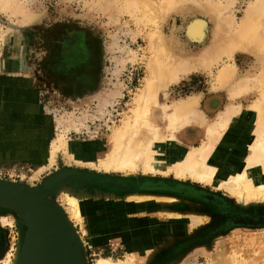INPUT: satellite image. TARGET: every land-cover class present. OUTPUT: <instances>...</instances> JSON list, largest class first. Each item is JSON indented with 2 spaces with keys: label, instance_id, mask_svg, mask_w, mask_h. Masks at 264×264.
Listing matches in <instances>:
<instances>
[{
  "label": "rangeland",
  "instance_id": "374dc122",
  "mask_svg": "<svg viewBox=\"0 0 264 264\" xmlns=\"http://www.w3.org/2000/svg\"><path fill=\"white\" fill-rule=\"evenodd\" d=\"M21 1L28 13H34L29 25V21L21 24L23 16L0 13V56L7 61L0 62V180L29 187L41 186L43 180L63 170L74 176L72 179L76 182L86 183L85 199H81L80 208L88 215L83 222L74 220L73 224L77 236L84 240L82 251L87 264H96L101 257L125 260L127 244L134 249L141 246L143 252L149 245L162 250V246L168 244V264H264V228L229 223L232 217L223 207L232 216L249 214L248 218L254 221L264 217V206L245 205L227 190L191 177L176 179L174 174L105 172L91 165L92 160L88 157L80 163L78 156L69 152L81 146L87 153L92 152L94 158L100 157L97 152L101 142L113 130H119L132 114L136 93L144 85L146 63L156 55L155 46L151 47L150 43L156 41L157 35L163 34L168 39L174 54L193 61L199 58L197 61L200 62L203 57L207 59V55L202 59L198 55L206 54L209 44L212 46L214 42L211 40H214V27L217 28L215 21L234 17L231 21L238 23L253 0H216L223 8L229 1L234 5L222 11L220 17L201 12L196 0H185L187 3L178 0L179 4L183 2L177 10L179 12L171 11L164 16L165 20L160 19L159 11L155 10L160 6L164 9L162 3L165 0H112V7L97 0ZM134 1H138V6ZM153 2L157 12L154 14L150 9L154 7L150 5ZM113 7L117 12L115 18L111 15L115 10ZM151 14L155 15L154 19L157 17L154 24H151ZM194 19L205 20L209 26V38L204 43L190 41L187 37V28L196 22ZM156 28L161 34H152L156 33ZM226 29L217 43L222 42V37L225 39L231 35L228 30L229 34L225 36ZM80 34L86 36L92 53L75 58V61L60 58L64 41L77 40ZM166 56L160 57L161 62L170 63L172 59L167 62L169 56ZM233 56L230 61L223 55L217 64L182 75L178 81L162 89L160 104L172 105L188 96L203 94L206 100L200 104V109L210 120L231 104L240 105L245 110L259 96L255 85H258L262 66L253 54L244 50H237ZM175 61L179 63L183 59L176 58L171 63ZM62 63L66 67H62ZM225 63L234 67L235 77L232 86L222 88L216 83V75L226 66ZM9 80L10 87L1 82ZM241 85L248 86V91L235 95ZM15 86L20 89L19 94H13L12 87ZM219 89H226L228 98L223 105L219 97L212 96ZM116 90L118 94H115ZM211 99H216V105H211L218 109L208 110ZM107 102L110 103L105 107L103 104ZM154 115L164 127L161 111L156 109ZM70 122H75L76 127H69ZM62 135L72 148L58 153L55 164L49 165L52 144ZM61 187L48 192L46 197L63 211L68 220L66 190ZM134 194L164 197L171 202L146 205L131 200ZM170 212L181 214V218L170 217ZM220 215L226 217V222L217 223ZM194 217L201 219L193 221ZM3 218L7 224L2 226L0 223V264L9 251L15 256L26 232L19 214L0 209V219ZM239 221L243 219L235 223Z\"/></svg>",
  "mask_w": 264,
  "mask_h": 264
},
{
  "label": "bare ground",
  "instance_id": "6f19581e",
  "mask_svg": "<svg viewBox=\"0 0 264 264\" xmlns=\"http://www.w3.org/2000/svg\"><path fill=\"white\" fill-rule=\"evenodd\" d=\"M97 1L101 3L105 2L111 5V7L114 5L112 0ZM147 1L149 2V0ZM165 1L166 4L162 3L164 4V9L160 6L162 5V1L159 5L160 8L156 7L155 9L154 2L150 4L154 5V7H150V9L152 8L151 10H153V14L155 12L154 9L156 11L158 10L159 14L157 15H159L162 20H165L166 18L164 16H166V14L168 15L171 11L179 12L177 10L181 8L180 6L183 3L179 4L180 1L178 0ZM217 1L216 3L214 0H206L204 2H199V0L197 2L196 0V2H194L201 12H205L210 17H220L222 11H227L233 5V2L229 1L223 8L221 4H217ZM150 2L152 3V1ZM105 3L104 5H106ZM133 3L138 6V1H134ZM106 6L105 8L109 9V7ZM113 9H115V7H113ZM28 11V8L25 7L24 2L21 0H0V13L9 14V16L12 17L23 16L24 19L21 21V24H27L28 21V25L30 24L34 13L30 14ZM116 13V9L113 10L111 14L112 18H115ZM153 14H151V16L155 17ZM154 17L150 19L153 20L151 24H154V21L157 22V17L155 19ZM162 20L160 22H164ZM195 20L196 19H194V21ZM228 20V18L227 21L221 19L218 23L215 21V26L217 25V28L214 27L216 29L213 34L214 40H211L214 42H212V46L209 44L211 49L210 46L209 49H207L208 51L204 49L207 52L206 54L202 53L198 55L201 56V59L202 56L207 55V59L203 57L204 59L200 62L197 61L199 58H195L196 61L191 59V61L185 58V56L182 57V55H176L177 53L174 54L172 52L174 51L172 49V44L169 45V41L167 42L168 39L166 40L159 31L162 36L157 35L156 41L152 40L154 37L150 39L152 40V42L150 41L151 47L155 46V52H153L156 53V55H152L153 58L147 62L148 64L146 63L147 74L144 78V85L136 93L134 99L135 107L132 110V114L123 122L119 130H113V133L106 140L101 142V146H99L100 150L97 152L98 155L101 154L100 157L95 156L94 158L92 152H88L90 153L88 154L86 148L84 149L81 146H79L78 149L76 148L77 150L72 148L68 145L65 136L62 135L52 144L51 156L48 159L49 165L55 164L58 153L67 152L66 150L72 148V150L69 151L70 154L77 155V159L80 160V163L84 162L83 160L88 157V159L92 160L90 162L91 165L105 172L129 171L136 174L141 172L143 174H163L165 176L174 174L176 179L191 177L201 183L212 184L216 188L227 190L231 196L245 205H252L257 208L264 206V0H253L250 2L244 11V16L238 23L236 21H231L234 20V17ZM17 24H19V22ZM227 26H231V30H229L230 27L226 29L228 28ZM157 28L156 33L152 32V34L158 33ZM225 29L232 33L231 35H227L229 31L228 33L226 32L225 36H227L224 37L226 40L222 37V42H219L221 43L219 44L217 43V39L220 38V35L224 33ZM209 32L210 30L207 22L197 19L196 22L187 28V37L190 41L204 43L209 38ZM151 49L153 50V48H150V50ZM239 49L253 54L262 66L261 75L258 78V85H255V87L259 89V96L257 100L245 110H242L240 105L231 104L227 106L224 111L211 117L212 119L210 120L200 109V102L197 95L180 99L172 103V105L160 104L159 98L162 89H166L171 83L178 81L182 75L184 76L191 71L200 69L199 67H208L215 62V64H217L223 55L231 61L234 57L233 54ZM166 55L169 56L167 62L169 58L172 60L179 58L183 59V61L179 63L176 61L171 63L172 60L171 62L169 61L170 63L161 62L160 57H167ZM1 60L6 61V58L0 56V62ZM227 64L223 66L220 71L218 70V74L216 75V81H218L216 83H219L222 88H227L235 77L233 73L234 67L229 66L230 63ZM11 65L13 67L12 62ZM248 84H250V82ZM252 87L254 88V86ZM247 91L248 86L241 85L235 90V95H243ZM115 94H118V90H116ZM215 100L216 99L210 100L208 110L218 109L213 107L217 102ZM109 103L110 102H107L103 105L106 107ZM103 108H101V110ZM156 109L161 111V117L163 118L165 128L159 124L154 115ZM69 125V127H76L75 122H70ZM69 127H67V129ZM198 139H200L199 146L195 145ZM97 153L95 152V154ZM90 156L91 158H89ZM46 161L47 160H45L44 163ZM72 178H74V176L59 171V173H54L50 178L43 180L41 186L34 185L31 186V188L42 193L44 190L47 191L51 189L54 183L57 184V187L63 186L61 189L64 191L66 190L64 198L69 207L67 208L70 218L67 221L71 228L74 229V220L81 222L84 220V213L80 208V201L85 197L86 183H78ZM3 182L6 183L4 180ZM73 191L80 192L74 194ZM131 198V200L144 204L147 202V199H153V201L161 203L162 205L171 202L167 200L168 198H159L157 196L152 198L146 194H134ZM168 215L172 218H181V214L175 215L173 212L168 213ZM200 219L194 217L193 221H200ZM261 219L264 221V217H261ZM226 220L225 216L220 215L218 216L217 223H224ZM248 220L249 219H246L242 222ZM0 223L2 226H5L7 220L4 218L0 219ZM251 228H264V226H253ZM79 239L81 243L84 242L82 238ZM27 245L28 238L26 235H23L20 239V245L18 249H16L17 252L15 256L9 251L1 264H22ZM140 247L135 249L131 247L128 250L129 254L125 260L115 261L110 258L101 257L97 260L96 264H139V261L144 262L142 264H168L166 263V259L169 257L168 252H166L168 244L163 245L162 250L160 249L161 247L156 249L148 248L144 252L139 251ZM13 256L15 257L14 261L12 260ZM63 258V263L66 262L65 264H67L68 257L64 256Z\"/></svg>",
  "mask_w": 264,
  "mask_h": 264
},
{
  "label": "water",
  "instance_id": "95a60500",
  "mask_svg": "<svg viewBox=\"0 0 264 264\" xmlns=\"http://www.w3.org/2000/svg\"><path fill=\"white\" fill-rule=\"evenodd\" d=\"M56 187L54 183L51 189L40 193L27 185L0 180V209L19 214L21 224L26 228L28 245L22 264H65L64 256L68 257L67 264H87L83 257L82 243L75 230L71 228L63 211L46 197ZM249 220L235 224L264 226L261 218Z\"/></svg>",
  "mask_w": 264,
  "mask_h": 264
},
{
  "label": "flooded vegetation",
  "instance_id": "af4514ba",
  "mask_svg": "<svg viewBox=\"0 0 264 264\" xmlns=\"http://www.w3.org/2000/svg\"><path fill=\"white\" fill-rule=\"evenodd\" d=\"M63 46H65L62 51H61V55H60V58H63L65 59L66 61V58L68 60H72L74 59L75 61V58L76 59H80V57L82 58L83 56L87 55V54H91L92 51L88 48V45H87V38L85 35L83 34H80V38L77 40H74L71 42V39L69 41L65 40L64 41V44ZM69 49H68V48ZM73 61V62H74ZM61 66L63 67H66L65 64H61ZM54 69H57L54 68ZM61 71V70H60ZM55 73V72H54ZM57 79V78H56ZM58 83H59V79H58ZM224 209L226 210V212L229 214L230 217H232V219L229 221V223H232V224H235V221L238 220V219H243V220H246V219H249L248 217L250 216L249 214L247 215H241V216H232L228 211H227V208H225V206H223ZM255 218V217H254ZM237 225V224H235ZM242 226V225H241Z\"/></svg>",
  "mask_w": 264,
  "mask_h": 264
},
{
  "label": "crops",
  "instance_id": "0c3cea01",
  "mask_svg": "<svg viewBox=\"0 0 264 264\" xmlns=\"http://www.w3.org/2000/svg\"><path fill=\"white\" fill-rule=\"evenodd\" d=\"M1 82H4L7 86L9 85V87H10V84H11V81L9 80V81H1ZM3 83V85H4V87L6 86L5 84ZM14 84V83H13ZM15 85V84H14ZM14 88V93L13 94H19L20 93V89L18 88V87H12V89ZM11 89V88H10ZM225 91H226V89H219V91H216V93L214 94V95H212L213 97H219V99L221 100V103H222V105H223V103H224V100H225V98L227 99L228 97L226 96L227 94L225 93ZM198 96V99H199V102H200V104H202L203 102H205V100H206V97L203 95V94H198L197 95ZM200 141V139H198L197 141H196V143H195V145H197V142H199ZM137 192V191H136ZM135 192V193H136ZM138 193V192H137ZM149 200V201H148ZM153 199H147V202L145 203L146 205H153V203L155 202V201H152ZM155 203H157V202H155ZM158 204V203H157ZM84 213V212H83ZM87 215L88 214H83V219L85 220L86 218H87ZM95 217V216H94ZM98 218V217H97ZM131 248V246H128V244H127V253L129 254V249ZM148 248H152V246H147L146 248H145V250H147ZM153 249V248H152ZM139 251L140 252H142V247H140L139 248Z\"/></svg>",
  "mask_w": 264,
  "mask_h": 264
}]
</instances>
